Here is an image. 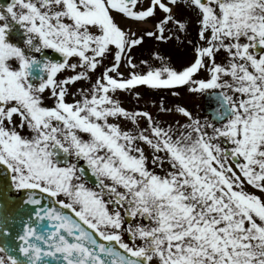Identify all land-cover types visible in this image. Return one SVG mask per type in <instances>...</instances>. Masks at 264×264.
Here are the masks:
<instances>
[{
    "label": "snow or ice",
    "instance_id": "obj_1",
    "mask_svg": "<svg viewBox=\"0 0 264 264\" xmlns=\"http://www.w3.org/2000/svg\"><path fill=\"white\" fill-rule=\"evenodd\" d=\"M181 6L192 59L138 69L187 34ZM140 85L218 107L162 124L117 98ZM0 172V264H264V0L0 3Z\"/></svg>",
    "mask_w": 264,
    "mask_h": 264
},
{
    "label": "rangeland",
    "instance_id": "obj_2",
    "mask_svg": "<svg viewBox=\"0 0 264 264\" xmlns=\"http://www.w3.org/2000/svg\"><path fill=\"white\" fill-rule=\"evenodd\" d=\"M177 18L188 21V32L185 36L181 37V40L175 38L169 39L167 41H157L154 38H146L143 46H139L133 50L134 62L137 63L138 69H142L144 66L140 63L141 61L147 60L154 66H159V61L155 59L154 53H159L167 58L170 63L176 67H181L187 64L193 57L192 47L187 43L188 40L195 41L197 33V14L195 10L190 9L185 6L174 9ZM160 16L163 13L159 14ZM155 21L150 20L146 25H138L132 21H122V24H126L131 27L133 31L141 32L144 28L151 29ZM166 35L169 33L166 32ZM217 60L223 62L224 54L221 53L217 56ZM109 61L105 60V64ZM101 68L97 69L95 75H99ZM125 75H127V70L125 69ZM70 74L69 71H67ZM87 82L79 81L74 85L70 86L71 91H76L80 87H87ZM145 88L148 94L143 91ZM162 91V90H159ZM156 89L149 90L148 86H137L133 92H123L117 95V98L121 100L124 107L129 110H145L152 114V116L160 121L162 124L175 125L177 121L180 124L186 122V118L175 111L177 107H186L190 112H192L194 117L199 118L201 121L208 119L211 121L210 116L207 115L205 108L203 106L205 93H192L189 91L187 86H181L178 88L168 89L167 91L159 92ZM139 93L137 97L136 93ZM157 92H159L157 94ZM178 93V94H174ZM79 98V97H76ZM69 99H72L70 96ZM164 109H172V111H166ZM140 126L146 127V121L141 119ZM122 127H132L130 121H124ZM247 191L255 192L260 195L259 191L247 186ZM127 239V237H125Z\"/></svg>",
    "mask_w": 264,
    "mask_h": 264
},
{
    "label": "water",
    "instance_id": "obj_3",
    "mask_svg": "<svg viewBox=\"0 0 264 264\" xmlns=\"http://www.w3.org/2000/svg\"><path fill=\"white\" fill-rule=\"evenodd\" d=\"M52 56H55L57 59H59L58 54L53 53ZM213 106H218V101L216 100V98L214 96L207 94V96H206V108H207V111L209 113L214 114ZM0 175H3V173L0 172ZM89 176H90V173H89ZM16 228H17V230L19 229L18 224H17ZM16 243H18V241Z\"/></svg>",
    "mask_w": 264,
    "mask_h": 264
},
{
    "label": "flooded vegetation",
    "instance_id": "obj_4",
    "mask_svg": "<svg viewBox=\"0 0 264 264\" xmlns=\"http://www.w3.org/2000/svg\"><path fill=\"white\" fill-rule=\"evenodd\" d=\"M5 2V0H0V3H4ZM52 51H50L49 53H51ZM66 75H68V73H67V71H65V72H63V73H60V74H58V76L60 77V78H62L63 76H66ZM143 91H145L146 93L145 94H147L148 92H147V90L145 89V88H143ZM165 91H167V90H165Z\"/></svg>",
    "mask_w": 264,
    "mask_h": 264
}]
</instances>
